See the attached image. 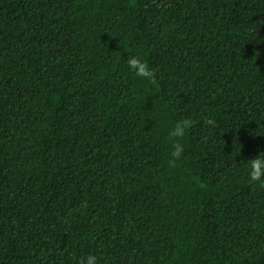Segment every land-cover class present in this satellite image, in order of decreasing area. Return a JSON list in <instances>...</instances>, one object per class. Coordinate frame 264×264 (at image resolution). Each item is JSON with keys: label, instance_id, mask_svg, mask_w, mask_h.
Segmentation results:
<instances>
[{"label": "trees", "instance_id": "16d2710c", "mask_svg": "<svg viewBox=\"0 0 264 264\" xmlns=\"http://www.w3.org/2000/svg\"><path fill=\"white\" fill-rule=\"evenodd\" d=\"M261 151L264 0H0V264H264Z\"/></svg>", "mask_w": 264, "mask_h": 264}, {"label": "clouds", "instance_id": "9594fccd", "mask_svg": "<svg viewBox=\"0 0 264 264\" xmlns=\"http://www.w3.org/2000/svg\"><path fill=\"white\" fill-rule=\"evenodd\" d=\"M126 64L136 77L154 82L155 76L153 69L140 56L129 55ZM204 124L209 129H213L216 127V120L215 118H207L204 120ZM191 125L192 121L190 118L182 117L176 120L168 131V137L172 140L170 156L174 158V161L180 160L185 152L183 140L187 136ZM246 172L250 185L264 188V151L259 152L253 158L247 160ZM79 264H99V259L95 254H88L80 258Z\"/></svg>", "mask_w": 264, "mask_h": 264}]
</instances>
